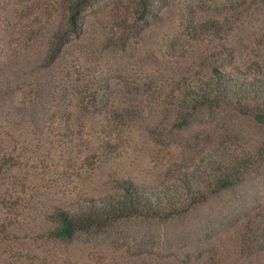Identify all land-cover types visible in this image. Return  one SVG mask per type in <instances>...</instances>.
Returning <instances> with one entry per match:
<instances>
[{"label": "trees", "instance_id": "trees-1", "mask_svg": "<svg viewBox=\"0 0 264 264\" xmlns=\"http://www.w3.org/2000/svg\"><path fill=\"white\" fill-rule=\"evenodd\" d=\"M169 5L170 0H62L63 21L57 28L34 16L12 32L0 30L2 94L12 89L21 64L58 68L46 79L44 101L34 95L20 106L27 113L0 112V264H77L71 249L82 250L76 247L79 238L88 242L137 216L164 224L183 221L226 195L231 198L227 205L234 206L227 216H233L221 224L208 220L206 235L215 239L219 229L236 233L243 264H264V205L256 202L263 209L259 224H245L244 216L249 212L244 197L257 194L262 184L256 173L264 164V137L251 144L225 131L208 162L191 169V160L177 163L162 149L170 146L163 142L165 133L198 125L203 110L222 105L264 126V69L256 62L233 64L223 44L243 20L241 13L204 21L189 13L177 25L179 37L160 32L148 38L149 27L160 22ZM0 24L9 27L5 19ZM96 25L108 30L91 51L101 64L86 69L92 74L77 90L71 85L79 80L81 66L76 42ZM192 41L221 49L210 51L195 69L186 60ZM146 56L158 59V65L152 77L141 73L137 80L129 64L139 70L141 63L142 71ZM77 94L85 101L83 111L97 117L94 121L78 119ZM160 101L174 104L177 121L173 114L150 118L157 110L152 105ZM147 118L154 123L149 130L153 147L146 156L159 178L139 183L116 172L104 174L132 143L127 138L131 127ZM212 249L208 253L214 259L218 253Z\"/></svg>", "mask_w": 264, "mask_h": 264}, {"label": "rangeland", "instance_id": "rangeland-1", "mask_svg": "<svg viewBox=\"0 0 264 264\" xmlns=\"http://www.w3.org/2000/svg\"><path fill=\"white\" fill-rule=\"evenodd\" d=\"M170 3L172 5L162 11L160 22L149 27L148 38H155L160 32H163L164 36L168 34L179 37L182 30L177 25H180L181 18L187 17L189 13H194L200 21L241 13L244 16L241 17L243 20L233 29L228 42L223 44L231 50L233 64L245 67L256 62L264 69V0H170ZM34 16L44 21L47 18L46 26L52 23L57 28L63 21L62 0H0V19H5L9 26L6 28L0 24V30L7 29L12 32L13 28L16 30L27 17ZM107 31L106 28L101 29L97 25L89 26L76 42V51L81 53L79 56L81 66L79 65L80 73L77 75L79 80H75L76 83L71 82V85L75 84L77 90L83 89L80 86L92 74L86 69L96 70L97 61L91 55V51L96 47L98 38H106ZM45 43L46 40H43V43L39 45V52L44 50ZM218 49H221L220 45L216 46L207 41H192L187 48L186 60L189 63L193 61L192 67L197 69L201 67L200 61L210 51ZM143 61L146 69L142 71L141 63L138 66L139 70L129 64L131 70L128 68V71L137 80L141 79V73L152 77L159 60L146 56ZM111 65L117 66L113 62ZM41 67L37 62L35 65L21 64L16 68L10 92L5 95L2 94L3 91H0V112L27 113L29 110H22L20 106L28 104L27 100L34 95L40 97V101H44L48 93V88L45 86L46 79L48 80L51 74L55 75L58 68L52 66L43 69ZM118 74L120 72L115 73V77ZM75 97L73 100L78 119L90 118V121H94L96 116L92 117L83 111L82 106L85 101L83 102L81 94ZM157 104L158 106L152 105L153 109L157 110L150 118L160 120L166 115L173 114L172 120L177 121L178 111H175L174 104L168 105L163 101ZM37 111L40 112L39 109ZM150 118H147L142 125L139 122L131 127L127 138L133 139L132 143L122 151V156L106 167L104 174L116 172L121 177L132 178L139 183L155 182L159 178L157 176L160 172L151 158L146 156L149 148L153 147L149 130L154 122ZM197 122L198 125H191L187 129L174 128L171 134L165 133L163 138L164 143H170L169 148H162L163 152L167 151L170 159L177 163L191 160V163H188L190 166L187 165L189 169L194 165L208 162L209 155L214 152L218 141L223 139L221 134L225 131L237 134L251 144L252 140L264 137V126L226 105L212 110H203ZM157 146L160 147L158 144ZM258 170L256 176L262 179L259 192L244 197L249 209L247 216L244 215L245 224H259V214L263 211L256 202L264 205V164ZM248 175L254 176L255 173ZM98 180L102 181V179ZM228 200L230 202L231 198L226 195L220 203L212 204L208 210L192 213L183 221L175 220L167 224L156 220H144L138 216L123 219L117 222L116 227L109 233L93 237L88 242L83 241L84 237L79 238L77 240L79 244L76 247H81L82 250L72 248V258L77 264H243L245 254L239 250L236 233L223 232L219 229L217 238L211 239L204 230L208 220L213 224H221L232 218L233 214L230 213L227 216V212L234 206L229 207ZM211 248L218 253L214 259H211L208 253Z\"/></svg>", "mask_w": 264, "mask_h": 264}]
</instances>
